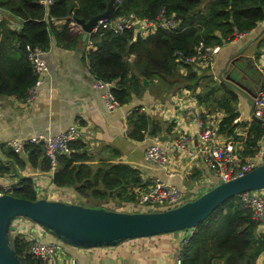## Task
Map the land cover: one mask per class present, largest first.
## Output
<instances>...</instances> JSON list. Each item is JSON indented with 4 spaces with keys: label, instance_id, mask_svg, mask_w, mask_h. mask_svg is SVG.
I'll list each match as a JSON object with an SVG mask.
<instances>
[{
    "label": "trees",
    "instance_id": "16d2710c",
    "mask_svg": "<svg viewBox=\"0 0 264 264\" xmlns=\"http://www.w3.org/2000/svg\"><path fill=\"white\" fill-rule=\"evenodd\" d=\"M39 0H0V9L9 15V21L18 19L20 29L9 31L5 22H0L2 45L0 47V96L25 99L37 76L27 59L25 46L29 42L35 49L46 51L51 38L65 49H75L84 44L81 33L71 27L75 20L87 21L103 13L109 0H54L52 6L45 7ZM163 12L165 18L173 17L177 23L174 30L158 28L154 34L142 38L134 30L125 29L114 33L109 29H99L92 34V48L85 55L88 71L104 82L113 83L110 89L119 106L140 97L143 92L142 79L149 81L158 76L165 82L180 81L184 89L193 91L201 76L193 72L186 60L195 54L201 44L204 48L222 46L246 34L264 21V0H122L114 5V18L134 15L138 19L156 21ZM177 16H182L179 19ZM60 23V24H59ZM59 27V28H57ZM14 42L19 55L16 59L5 57L4 42ZM264 48V33L258 41ZM134 55L133 67L136 75L130 74L126 62L128 55ZM180 67L187 72L181 76ZM264 90V82L262 84ZM217 101L228 117L224 119V129H232L237 116L233 105L235 96ZM197 99H199L197 97ZM200 102V101H199ZM128 136L141 141L148 130L147 117L143 111H131L126 118ZM150 124V123H149ZM154 134L151 124L150 135ZM264 137V126L252 122L243 140L244 155H253L259 148V140ZM68 154L57 158L56 170L52 173V183L58 188H71L79 198L105 201L111 197L122 202H132L129 189L140 185L137 172L125 164H114L104 158L91 155L88 146L81 140L68 144ZM7 156L19 161L20 154L11 148ZM24 153L34 164L41 158L40 169L49 171L50 165L40 145L27 144ZM9 173L8 166L0 161V174ZM10 194L30 201L37 200L33 181L22 178L15 184ZM84 207L99 208L87 204ZM258 222L252 212L244 206L239 197L224 202L187 239L180 250L179 264H253L264 256V238L257 236ZM52 243V242H49ZM55 243H58L56 241ZM15 254L24 264H40L28 253L29 242L19 237L10 240ZM264 264V261L263 263Z\"/></svg>",
    "mask_w": 264,
    "mask_h": 264
},
{
    "label": "crops",
    "instance_id": "0c3cea01",
    "mask_svg": "<svg viewBox=\"0 0 264 264\" xmlns=\"http://www.w3.org/2000/svg\"><path fill=\"white\" fill-rule=\"evenodd\" d=\"M8 15L0 9V22H5L11 32L18 31L19 20L9 21ZM263 33L264 21L246 34L220 46L213 55V69L198 75L201 79L193 91L184 89L178 80L174 83L165 82L155 76L148 81L147 87L143 86L140 97H133L131 102L112 112L105 108L103 91L92 87L83 46L68 50L57 44L52 37L45 54L48 72L37 86L31 102L13 96H0V161L9 169V173L0 174V187L29 178L33 181L38 199L82 204L84 199L79 198L74 189L56 187L51 181L52 173L40 169L42 156L35 158L33 164L28 153L20 154V160L16 162L6 152L11 140L15 138L54 136L69 126H75L83 135L81 141L88 146L95 159L104 158L134 169L140 178V185L136 187L144 189L149 181L160 179L178 188L186 202L196 199L220 183L199 153L198 129L192 115L199 111L203 115V122L213 126L217 141L221 145L234 144L239 162L244 160L247 155H244L243 140L247 137L250 124L256 122L252 120L253 102L249 99L263 89L264 48L258 47ZM2 38L0 31V47ZM3 45L5 57L10 59L16 56L17 59L19 52L14 42L6 41ZM126 62L130 74L136 75L134 55L129 54ZM186 72L185 67L178 69L181 76ZM212 74L216 79L215 84L209 82ZM213 87L215 89L212 93L210 90ZM222 90L224 93L228 91L236 99L233 107L237 116L233 123L238 126L232 129H224L226 126L223 121L228 115L215 103L217 93H222ZM240 91L246 95L240 94ZM136 109L144 112L147 121L150 118L148 130L141 141L132 140L128 136L126 118ZM151 124L154 126L153 135H150ZM180 136L187 140L184 149L176 146ZM155 143L165 149L170 160L168 166H160L145 158V150ZM258 148H264V137L259 140ZM261 191L264 194V190ZM111 196L105 201L90 200L91 206L109 207L118 212H131L135 206L134 197L132 202H122ZM30 229L27 232L17 228L15 235H40L44 243L56 242L53 236L44 237L40 229L31 226ZM256 232L257 236L264 238V228L259 227ZM188 236V231H181L89 250L58 242V257L66 264H71L72 259L85 264H176V257L183 247L182 242Z\"/></svg>",
    "mask_w": 264,
    "mask_h": 264
},
{
    "label": "built area",
    "instance_id": "2783aa9c",
    "mask_svg": "<svg viewBox=\"0 0 264 264\" xmlns=\"http://www.w3.org/2000/svg\"><path fill=\"white\" fill-rule=\"evenodd\" d=\"M54 0H39L38 3L45 6H52ZM122 0H115V5L121 3ZM71 27L82 33L79 26H75V23H71ZM109 29L114 33H121L125 29L134 28L136 34L142 38L154 34L158 28L166 30H174L177 28V23L173 17L165 18L163 12H161L156 21L144 19H138L134 15L128 17L104 18L99 20L96 26L87 34V38L84 44V54H88L92 48V41L90 36L97 33L99 29ZM243 34L236 35L235 38L240 37ZM220 46H213L204 48L201 44L196 48L195 54L186 60L187 64L192 67V71L197 75L203 71H211L213 69V55L219 50ZM27 52V59L32 67L37 79L34 85L29 88L25 97L26 102H31L35 95L37 86L41 83L44 75L48 72V67L45 62L46 51L31 48L29 45L25 46ZM89 72V71H88ZM89 76L92 79V87L97 90L103 91V101L107 111H114L119 108V104L115 101L110 89L113 86L111 82H104L96 79L90 72ZM252 116L264 122V90L261 89L257 92L253 98ZM198 129L199 140V153L202 157L204 164L210 169L217 177L218 183L228 182L233 180L255 167L261 165L264 160V148L258 150L253 155H247L242 162L238 160V153L232 143H225L221 145L215 136L213 126L211 123L207 125L203 122V115L199 111H195L192 115ZM82 133L75 126H69L62 132L54 135H35L31 137L15 138L10 142V148L17 154L24 153V146L27 144L40 145L43 153L49 161V171L53 173L57 167V158L61 154H68V144L70 142L81 140ZM186 138L180 136L177 139L176 146L179 149H184L186 146ZM145 158L151 162L159 164L160 166H168L170 160L165 152V149L159 144L155 143L145 150ZM16 185H4L0 187V196L3 194H10L13 187ZM129 194L132 195L136 201L135 206L132 207L131 212L138 210H151L163 211L180 206L186 201L183 198L180 190L174 186L161 181L160 179H153L149 181L144 189L139 187H132L129 189ZM244 206L252 212L253 218L258 222V228H264V194L263 191H253L243 193L238 196ZM188 202V201H187ZM13 224V223H12ZM30 226L36 228L37 226L23 218H17L14 220L12 230L17 231L25 229L30 232ZM36 229H39L38 227ZM258 230V229H257ZM189 232L187 239L193 234L194 229L186 230ZM32 236V234H29ZM43 236L34 235L29 238L28 253L40 264H66L58 257L60 250L59 243H44L41 241ZM187 239L183 240V245L186 244ZM264 256L256 260L253 264H262ZM71 264H85L79 263L72 259ZM176 264L180 263V257H176Z\"/></svg>",
    "mask_w": 264,
    "mask_h": 264
},
{
    "label": "water",
    "instance_id": "95a60500",
    "mask_svg": "<svg viewBox=\"0 0 264 264\" xmlns=\"http://www.w3.org/2000/svg\"><path fill=\"white\" fill-rule=\"evenodd\" d=\"M114 4L115 0H109L103 13L87 21H73L81 28L82 43L99 20L114 19ZM28 45L34 48L31 42ZM142 85L147 87L149 82L142 79ZM214 89L211 88L210 92L213 93ZM240 94L246 95L241 91ZM249 100L253 102V98ZM252 120L264 125L254 116ZM258 190H264V160L261 165L233 180L215 184L196 199L163 211L118 212L109 207L91 208L46 199L30 201L3 194L0 196V264H24L10 245V227L17 218L34 223L44 237L50 235L66 246L89 250L194 229L227 200Z\"/></svg>",
    "mask_w": 264,
    "mask_h": 264
},
{
    "label": "rangeland",
    "instance_id": "374dc122",
    "mask_svg": "<svg viewBox=\"0 0 264 264\" xmlns=\"http://www.w3.org/2000/svg\"><path fill=\"white\" fill-rule=\"evenodd\" d=\"M209 82H210V84H215V83H216V79H215V77L213 76V74L211 75ZM219 90H220V89H219ZM220 92H221V91H220ZM222 93H223V94H222ZM222 93H217V96H218V97H216V99H215V103H216L217 101H221V100L226 99V98L229 99V95H228L227 93H224L223 90H222ZM258 191H260V190H258ZM83 203H84V204H87V205H92V201H90L89 199L86 200V201H84ZM13 224H14V222H13ZM13 224H11V227H10V240H13L15 237H19V238H21V239L26 240L27 242H29V238H31V237L34 236V235H32V236L28 235V237H26V236L24 237V236H18V235H15V233H13V231H12ZM36 228H37V227H36Z\"/></svg>",
    "mask_w": 264,
    "mask_h": 264
},
{
    "label": "clouds",
    "instance_id": "9594fccd",
    "mask_svg": "<svg viewBox=\"0 0 264 264\" xmlns=\"http://www.w3.org/2000/svg\"><path fill=\"white\" fill-rule=\"evenodd\" d=\"M115 5V4H114ZM191 201V200H190Z\"/></svg>",
    "mask_w": 264,
    "mask_h": 264
}]
</instances>
